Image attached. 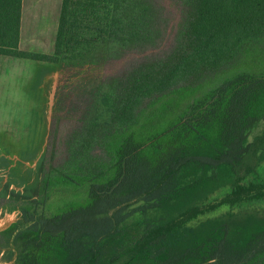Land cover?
<instances>
[{"label":"trees","instance_id":"1","mask_svg":"<svg viewBox=\"0 0 264 264\" xmlns=\"http://www.w3.org/2000/svg\"><path fill=\"white\" fill-rule=\"evenodd\" d=\"M176 2L181 18L169 49L97 86L69 160L48 166L32 188L44 200L62 198L49 215L22 208L27 227L12 236L15 264H264V212L197 221L264 200L260 182L242 183L257 180L264 161V127L248 141L264 122V0ZM163 11L156 0H61L53 51L43 54L19 49L22 0H0V57L40 65V123L47 73L146 53L164 37ZM47 162L40 158V173ZM136 214L145 218L130 237L120 225ZM11 227L1 235L10 238Z\"/></svg>","mask_w":264,"mask_h":264},{"label":"rangeland","instance_id":"2","mask_svg":"<svg viewBox=\"0 0 264 264\" xmlns=\"http://www.w3.org/2000/svg\"><path fill=\"white\" fill-rule=\"evenodd\" d=\"M23 1L19 49L50 54L53 51L61 0ZM156 2L164 9V17L167 20L166 32L159 45L146 53L132 52L119 60H109L100 66L85 64L63 68L54 73L52 77L45 78L41 88L46 98V104L44 116L40 118V123L36 121L38 101H35L37 94L32 86L33 78L31 79L34 72L33 62L11 57H0V134L4 133L5 140L13 145L14 148L11 149L15 152V155H18L20 151H23L22 149L26 153L27 150L30 151L31 148L36 146L37 130L39 131L40 136L43 138L42 147L39 148L41 163L45 156L48 162L43 173L39 171L38 180L50 172L48 166L55 167L69 160V144L74 133L81 129V118L85 116V112L89 109L97 86L106 78L121 74L129 64L143 55L160 54L167 51L171 46L173 35L181 18L179 4L176 0H156ZM51 97H53L52 117L48 123V104ZM25 109L29 110L23 112ZM22 112L26 113V116H22ZM263 127L264 122L258 123L250 131L248 141H252L262 131ZM23 138L26 139L25 147L20 148L17 145L24 144L22 142ZM92 154L98 156L100 154L99 148L94 147ZM254 176L257 180L252 176H247L242 183L247 184L256 181L264 186V161L259 163ZM31 190L27 194L10 195L7 200L0 197V231L12 223L11 231H9L11 237L0 236V264L16 263L17 251L12 242V236L18 230L27 227V224L23 225L22 220H19L18 223L15 222L20 217L22 208L30 211L34 210L36 216L39 217L49 215L61 202L59 198L62 197L50 196V198L44 200L43 196H34ZM229 192L230 187L216 191L209 197L207 204L219 201ZM42 200L44 201L41 202ZM139 204L132 205L130 209L137 207ZM241 210L264 212V200L234 206L224 205L213 213L199 217L197 221L221 213ZM5 213L9 214V217ZM144 218L145 216L136 214L121 224L120 229H124L128 236L133 237L136 233L134 231V227L136 228L135 223Z\"/></svg>","mask_w":264,"mask_h":264},{"label":"crops","instance_id":"3","mask_svg":"<svg viewBox=\"0 0 264 264\" xmlns=\"http://www.w3.org/2000/svg\"><path fill=\"white\" fill-rule=\"evenodd\" d=\"M23 7H24V1L22 0V10H23ZM21 17H23L22 13H21ZM20 39H21V36H20ZM33 65H34V72H33V76H31V79L33 78L32 83L34 85L35 73H36V70H38V68L40 67V65L35 62H33ZM59 70L60 69H57L55 71L47 73L43 77L41 85L44 84L45 78L52 77L53 74ZM41 85L39 87L42 90ZM42 96H44L43 90H42ZM31 99H32V96H31ZM35 101H37V99ZM27 110L29 109H25L23 110V112H26ZM23 112L21 113V115L26 116V113H23ZM38 134H39V131L37 130V137H38ZM25 138H23L22 140V142L24 143L23 145H21V143L18 144L20 148L25 147V141H26ZM5 139L6 138L4 136V133L2 132L0 134V197L7 200L8 197H10V195L12 196L13 194L21 195V194L29 193V191L32 188H34L38 182L39 171H38V162L36 159H33L34 155H32L31 153H28L26 155L24 151L22 152L20 151L18 155H15L14 151L7 152L8 149L10 150L12 149H11V144L7 143ZM7 216L9 217V214ZM19 220H22L21 214H20V217H18L15 222L18 223ZM11 225L12 223H10V225L6 226L5 229L1 231L4 232L9 227H11ZM1 231H0V236L2 237L1 233L3 232Z\"/></svg>","mask_w":264,"mask_h":264},{"label":"water","instance_id":"4","mask_svg":"<svg viewBox=\"0 0 264 264\" xmlns=\"http://www.w3.org/2000/svg\"><path fill=\"white\" fill-rule=\"evenodd\" d=\"M52 105H53V97H51V98L49 99V104H48V113H47V122H48V123L50 122L51 117H52ZM41 147H42V145H41ZM41 147H40V148H41ZM40 158H41V156H40V152L38 151V152L34 155L33 159H36L37 162H39Z\"/></svg>","mask_w":264,"mask_h":264}]
</instances>
